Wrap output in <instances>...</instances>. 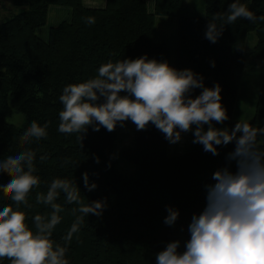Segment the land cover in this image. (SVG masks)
<instances>
[{"label":"trees","instance_id":"1","mask_svg":"<svg viewBox=\"0 0 264 264\" xmlns=\"http://www.w3.org/2000/svg\"><path fill=\"white\" fill-rule=\"evenodd\" d=\"M153 2L151 11L148 0H106L102 7L88 6L84 0H13L15 7L28 8L0 25V160L28 148L36 150L35 174L41 180L28 194L27 205H16L0 188V210L12 206L24 211L29 227L35 230L34 216L52 211L38 203L36 196L46 194L56 178L74 181L85 204L103 202L102 214L84 216L80 231L67 242L64 237L81 214H73L77 205L66 203L63 193L57 198L64 211L59 213L62 219L51 239L67 248L69 264H156V254L172 241H180L179 251H183L190 239L192 216L206 206L205 186L215 183L214 172L227 164V154L235 145L218 146L219 155L214 156L194 144L192 135L189 153L170 156V143L149 124L146 130L137 131L132 147L121 151L124 158L139 166L137 177H125L116 161L119 124L112 132L103 127L94 131L89 126L82 141L79 133L58 131L63 88L94 78L98 68L109 61L147 55L170 64L169 44L154 39L156 16H166L177 19L175 68L193 70L203 77L206 87L221 86V102L229 119L214 126L231 129L241 121L233 114L251 31L257 32L258 42L248 54L264 61V20L260 19L264 0H251L246 5L257 17L254 22L238 18L225 24L216 43L205 37L206 27L217 14L226 13L234 0H206L204 17L183 16V0ZM51 5L68 6L72 12L70 20L50 28L46 40L37 30L46 24ZM88 17L95 23L89 24ZM215 22L218 27L222 23ZM200 92L195 89L192 95ZM15 113L24 116L22 125L8 121ZM33 121L48 123V135L22 144L20 137ZM247 122L253 127L264 125V77L254 119ZM260 145L264 149V144ZM41 155L47 159L40 161ZM231 169L235 171V162ZM84 173L89 184L96 185L91 191L84 185ZM9 180L7 174L0 173V185ZM167 207L179 212L172 226L164 223ZM0 264L11 261L5 258Z\"/></svg>","mask_w":264,"mask_h":264},{"label":"clouds","instance_id":"2","mask_svg":"<svg viewBox=\"0 0 264 264\" xmlns=\"http://www.w3.org/2000/svg\"><path fill=\"white\" fill-rule=\"evenodd\" d=\"M238 18L253 22L257 19L245 4L234 0L226 13L217 14L208 23L205 37L216 43L224 25ZM260 19L264 20V16ZM215 21L222 23L218 27ZM87 22L93 24L95 19L88 17ZM195 89L201 92L193 96ZM59 100L62 110L58 131L79 133L81 141L89 126L94 131L103 127L112 132L118 124L131 121L138 131L154 125L171 144L180 142L182 133L192 132L193 143L214 156L219 155L218 146L234 143V150L227 154V164L212 176L215 183L205 186L206 206L199 215L192 216L190 239L184 250L179 251L180 241L169 242L156 254V264H264V149L258 139L264 137V128L257 129L243 120L231 129L216 128L214 124L229 119L218 83L206 87L203 77L193 70H180L167 61L144 55L102 64L94 78L66 85ZM48 126L33 121L20 142L29 144L46 138ZM36 158V150L28 148L0 160V173L10 177L0 188L16 205H27L28 194L40 186V177L35 174ZM39 159L44 161L47 156ZM232 162L235 171L231 169ZM83 181L89 191L96 187L89 184L87 173ZM61 193L66 203L77 205L73 214H81L76 216L65 241L70 242L73 234L80 231L84 216L102 214L103 202L85 204L74 181L56 178L46 194L36 196L38 203L48 205L52 211L34 216L35 230L29 227L24 211L12 206L0 210V260L7 258L11 264H69L67 248L51 239L62 219L59 213L64 211L56 202ZM166 210L164 223L172 226L179 212L172 207Z\"/></svg>","mask_w":264,"mask_h":264},{"label":"rangeland","instance_id":"3","mask_svg":"<svg viewBox=\"0 0 264 264\" xmlns=\"http://www.w3.org/2000/svg\"><path fill=\"white\" fill-rule=\"evenodd\" d=\"M84 0L88 6L102 7L106 0ZM154 0H148L150 10L153 11ZM251 0H241L248 5ZM206 0H183L182 15L192 17H204L206 10ZM15 7L13 0H0V25L10 16L27 9ZM71 7L51 5L48 11V19L45 25L38 28L37 33L44 39L48 40L49 30L52 26L60 24L62 21L71 19ZM154 39L157 42H167L171 48L170 64L176 67V44H177V19H169L166 16H156ZM258 42L256 31L248 33L245 43L246 67L241 79L240 90L238 93L233 117L236 120L252 121L254 119L256 105L259 98L261 84L264 77V61L256 59L248 53L255 47ZM9 122L16 125H22L24 116L15 113ZM194 127V126H193ZM257 129L264 128V125H256ZM136 126L131 121H126L123 126L119 125L118 138L116 140V161L118 170L129 178L138 176L139 166L123 157L121 151L124 147L134 145L137 133ZM192 132L182 133V139L176 144L169 145L170 156L189 153L192 149ZM259 142L264 144V137H258Z\"/></svg>","mask_w":264,"mask_h":264},{"label":"crops","instance_id":"4","mask_svg":"<svg viewBox=\"0 0 264 264\" xmlns=\"http://www.w3.org/2000/svg\"><path fill=\"white\" fill-rule=\"evenodd\" d=\"M91 3H94V4H96L94 0H92V1H91ZM105 3H106V1H105ZM105 3H103V5H105Z\"/></svg>","mask_w":264,"mask_h":264}]
</instances>
